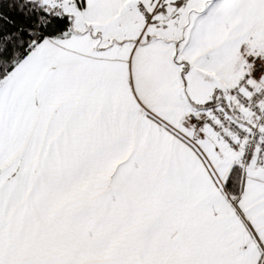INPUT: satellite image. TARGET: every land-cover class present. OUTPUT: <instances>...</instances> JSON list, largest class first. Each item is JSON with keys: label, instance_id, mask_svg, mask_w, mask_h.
I'll use <instances>...</instances> for the list:
<instances>
[{"label": "snow or ice", "instance_id": "snow-or-ice-1", "mask_svg": "<svg viewBox=\"0 0 264 264\" xmlns=\"http://www.w3.org/2000/svg\"><path fill=\"white\" fill-rule=\"evenodd\" d=\"M0 264H264V0H0Z\"/></svg>", "mask_w": 264, "mask_h": 264}]
</instances>
